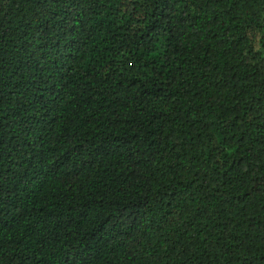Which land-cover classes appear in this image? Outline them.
Instances as JSON below:
<instances>
[{
  "label": "trees",
  "instance_id": "trees-1",
  "mask_svg": "<svg viewBox=\"0 0 264 264\" xmlns=\"http://www.w3.org/2000/svg\"><path fill=\"white\" fill-rule=\"evenodd\" d=\"M0 264H264V0H0Z\"/></svg>",
  "mask_w": 264,
  "mask_h": 264
}]
</instances>
